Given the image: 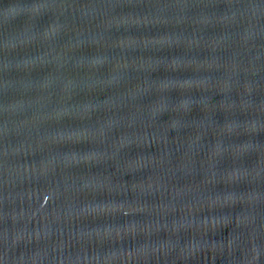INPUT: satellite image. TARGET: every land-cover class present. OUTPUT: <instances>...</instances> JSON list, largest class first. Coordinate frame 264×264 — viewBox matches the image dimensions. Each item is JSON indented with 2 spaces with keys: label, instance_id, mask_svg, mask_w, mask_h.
I'll return each instance as SVG.
<instances>
[{
  "label": "water",
  "instance_id": "95a60500",
  "mask_svg": "<svg viewBox=\"0 0 264 264\" xmlns=\"http://www.w3.org/2000/svg\"><path fill=\"white\" fill-rule=\"evenodd\" d=\"M0 264H264V0H0Z\"/></svg>",
  "mask_w": 264,
  "mask_h": 264
}]
</instances>
